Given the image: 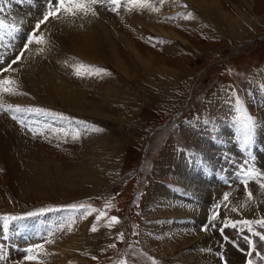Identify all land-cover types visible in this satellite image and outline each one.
Here are the masks:
<instances>
[{
    "label": "rangeland",
    "instance_id": "1",
    "mask_svg": "<svg viewBox=\"0 0 264 264\" xmlns=\"http://www.w3.org/2000/svg\"><path fill=\"white\" fill-rule=\"evenodd\" d=\"M0 2V79L33 33L39 65L112 77L111 61L73 51L56 18L36 29L50 0ZM82 2L87 12L58 19L93 21L131 95L100 106L99 82L84 87L77 70L60 75L96 113L0 88V128L12 121L24 138L0 130V264H264V0ZM53 30L66 33L64 54Z\"/></svg>",
    "mask_w": 264,
    "mask_h": 264
},
{
    "label": "bare ground",
    "instance_id": "2",
    "mask_svg": "<svg viewBox=\"0 0 264 264\" xmlns=\"http://www.w3.org/2000/svg\"><path fill=\"white\" fill-rule=\"evenodd\" d=\"M44 4H46V3H44ZM35 8L36 7H34V8L32 7L31 9L33 10ZM37 9H38V6H37ZM44 9H48V7L46 8L44 6ZM22 16H24V15H22ZM18 18H19V16H18ZM56 20H57L56 21L57 23H59L61 26H63L64 30L72 31L70 33L73 35V37L76 39V42H77V44H74V49H73L74 52H79V53L85 55L86 59L96 60L95 57H97V58H99L97 60H103L106 62L111 61V64L114 67H112L113 70H110L109 73L112 75V77L106 78L103 76L104 72L103 73H95L93 71L91 72V71H88L86 68L73 67L71 65V63H67V62L63 63L62 65L60 64L59 67L57 66L55 69H52V67L43 66L42 65L43 63H41L39 65V62H38L39 59L41 62H43V60H42L43 58L41 59V57H43L44 51H43V49H41L40 46H39L40 47L39 48L38 46H35V44L34 45L31 44L29 46V48H27L28 50L26 52L27 56L24 59L25 61H22L21 63L19 62L20 64L17 65L18 69L16 68V69H13L11 72H9V74H8L9 78L8 79L11 78L12 80H14L15 84H18V86H19V84H21L20 86L23 87V89H25V90H26V88H29L30 93H33V92L36 93L37 91L40 90L47 95L46 99H49V100L55 99V100H59L63 103L65 102L68 105H70L72 107V109L78 108V109H82V110H84V112H88L90 114L96 113V112H98L99 109L95 105L94 102L85 98L86 93L85 92L83 93L82 92L83 90L78 91L77 89H74L73 84H72L73 78L68 77V79H70L68 81L66 78L67 76L65 74H64V76L60 75L61 73L63 74V72L69 73V75H70V74L74 73L73 72L74 70H77V71H79L78 73L80 75H86L87 74L86 75L87 79L85 80L86 83L83 82L82 85H84V84L86 86L90 85L89 79L92 82H94V81L99 82V84L97 86L99 90L95 95V99H98L100 106L101 105L102 106H104V105L109 106V104L120 105V102H122L125 98L128 101V98L131 95L129 91H131V90L126 86L127 84L124 85L125 82L122 81L123 79L119 75V72L124 71L122 68V62L123 61L120 59L119 52L116 53V50L114 49V47L110 48L108 46L106 35L101 36V34L103 32L99 33L100 30L95 26L93 21H84V20L81 21V20L77 19L76 22L74 21L73 23L72 22L68 23L61 18L58 19V17H56ZM41 28H43V27H41ZM39 30H41V29H39ZM64 30H63V32H60V33H58V30H55V31L53 30L52 32H50L51 33V41L49 43L53 44L54 42H57V45H53L52 48H53V50H55V48H59L58 52H60V53H62L61 49H64L63 46H65L64 37H65L66 33H64ZM57 33L59 34L58 36H56ZM104 33H107V32H104ZM112 35L110 34V37L113 38ZM40 37H42V36H40ZM77 37L80 39H78ZM9 40L12 41L13 39L11 40V38H9ZM125 42H127L128 46L130 48H133L131 41L129 39H126ZM46 43H48V42H46ZM94 44H96V45L94 46ZM41 45H43V44H41ZM17 49H18V47H17ZM107 50H108V52H107ZM107 53H109V54L107 55ZM62 54H64V53H62ZM104 57H105V59H103ZM128 58L132 61V63H133V61H135V57L132 54H130V56H128ZM53 65H55V64H52V66ZM62 69H64V71ZM22 78H23V81H21ZM91 81H90V83H91ZM21 82H23V83H21ZM85 85H84V87H86ZM97 87L94 86V88H97ZM3 121L4 120H2V122ZM3 123H4V125H3V127L1 126L0 130L3 131L7 137H10L11 140H15L18 145H21V147H23L24 138L22 136H20L21 133L19 132V129L16 126V124H14L12 121H9L7 119ZM70 176L71 177H69V179L70 178L72 179L73 176L72 175H70ZM95 179H97V177H94L91 174H88L87 176L83 177L84 181H86V180L94 181ZM97 181H99V179H97ZM28 229L30 230V227ZM22 234H23V232H22ZM74 243H75V239H73V243L70 241V246H72V244H74Z\"/></svg>",
    "mask_w": 264,
    "mask_h": 264
},
{
    "label": "snow or ice",
    "instance_id": "3",
    "mask_svg": "<svg viewBox=\"0 0 264 264\" xmlns=\"http://www.w3.org/2000/svg\"><path fill=\"white\" fill-rule=\"evenodd\" d=\"M98 2H100V0H91V3H98ZM111 2L113 4H119L120 0H111ZM88 10H89L88 5L84 2H82V0H50L48 10L44 13L43 19L40 20L39 22H37L35 27L37 30H39L40 25L42 23H46L50 17H52V18L58 17V15L61 11L68 12L71 15H75V13L77 11L87 12ZM93 14H95V13H93ZM32 43L42 44V43H45V41H44L43 37L38 38L36 36V34L33 33L31 35V37L28 39L27 44L25 45V50H27L28 45H30ZM12 63H16V61L14 60ZM12 70L13 69H11L10 67H6L3 69V72H10ZM90 71H93L95 73H103L106 70H104V69H90ZM13 85H15V81L12 79H0V88H2V90L4 92L13 93L14 92ZM16 111H20V109L17 108ZM248 126L249 125L246 122L245 127H248ZM249 198H251V193H249ZM224 199L225 200L228 199L227 195H225ZM212 219H216V215H214L212 217ZM112 222L118 223L119 221L113 217ZM244 223L250 224L251 222L244 221ZM260 223L262 226H264V221H261ZM231 226L235 227V224L233 223ZM92 230L95 231L96 229L93 228ZM202 230L206 231L207 228L204 227V228H202ZM262 238H264V237H262ZM39 247H42V246H39ZM28 251L31 253L33 250L29 249ZM27 258L29 260L35 259V257L32 255H29ZM248 264H252V261L249 260Z\"/></svg>",
    "mask_w": 264,
    "mask_h": 264
}]
</instances>
